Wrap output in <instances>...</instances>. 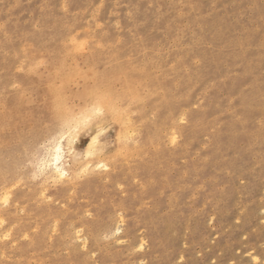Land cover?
Segmentation results:
<instances>
[{
    "label": "rangeland",
    "instance_id": "rangeland-1",
    "mask_svg": "<svg viewBox=\"0 0 264 264\" xmlns=\"http://www.w3.org/2000/svg\"><path fill=\"white\" fill-rule=\"evenodd\" d=\"M0 264H264V0H0Z\"/></svg>",
    "mask_w": 264,
    "mask_h": 264
},
{
    "label": "bare ground",
    "instance_id": "bare-ground-1",
    "mask_svg": "<svg viewBox=\"0 0 264 264\" xmlns=\"http://www.w3.org/2000/svg\"><path fill=\"white\" fill-rule=\"evenodd\" d=\"M48 150V149H47ZM50 152V151H49ZM53 153V152H52ZM61 154H62V149H61V147H60V145H56L55 146V149H54V153H53V155H51L52 156V162H53V170H54V172H56V173H58V174H63L64 173V171L61 169V168H59V162H60V160L62 159L61 158ZM63 155V154H62ZM50 159V160H51Z\"/></svg>",
    "mask_w": 264,
    "mask_h": 264
}]
</instances>
